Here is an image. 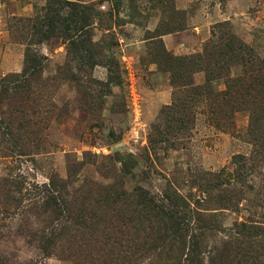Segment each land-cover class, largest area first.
<instances>
[{
    "label": "rangeland",
    "instance_id": "374dc122",
    "mask_svg": "<svg viewBox=\"0 0 264 264\" xmlns=\"http://www.w3.org/2000/svg\"><path fill=\"white\" fill-rule=\"evenodd\" d=\"M0 264H264V0H0Z\"/></svg>",
    "mask_w": 264,
    "mask_h": 264
},
{
    "label": "trees",
    "instance_id": "16d2710c",
    "mask_svg": "<svg viewBox=\"0 0 264 264\" xmlns=\"http://www.w3.org/2000/svg\"><path fill=\"white\" fill-rule=\"evenodd\" d=\"M77 42V41H76ZM76 42H74V43H76Z\"/></svg>",
    "mask_w": 264,
    "mask_h": 264
}]
</instances>
